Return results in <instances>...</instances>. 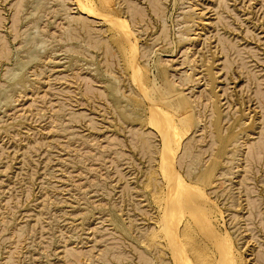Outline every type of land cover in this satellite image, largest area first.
Listing matches in <instances>:
<instances>
[{"label": "rangeland", "instance_id": "rangeland-1", "mask_svg": "<svg viewBox=\"0 0 264 264\" xmlns=\"http://www.w3.org/2000/svg\"><path fill=\"white\" fill-rule=\"evenodd\" d=\"M82 1L0 0V264H264V0Z\"/></svg>", "mask_w": 264, "mask_h": 264}, {"label": "bare ground", "instance_id": "bare-ground-1", "mask_svg": "<svg viewBox=\"0 0 264 264\" xmlns=\"http://www.w3.org/2000/svg\"><path fill=\"white\" fill-rule=\"evenodd\" d=\"M76 1H77V0H76ZM153 1H154V0H153ZM17 2H18V1H17ZM154 2L157 3V1H154ZM154 2H153V3H154ZM78 4H79V6H80V10H81V11H86V10L88 11V10H89L88 12H90V13L93 14V15H95V14L97 13V12H94V11H93V12L95 13V14H94L93 12L90 11V9H88V5H87L88 2H87L86 0H85V1H82V2H79ZM107 5H108V4H107ZM153 7H154V6H153ZM156 8H157V7H156ZM129 9H131V8H129ZM92 10H93V9H92ZM133 10L135 11V9H133ZM88 12H87V14H88ZM135 12H136V11H135ZM104 14H105V13H104ZM104 16H105V15H104ZM138 16H139V15H138ZM82 17H83V16H82ZM96 17H98V16H96ZM99 17H100V16H99ZM102 17H103V16H102ZM110 18H111V17H110ZM105 19H106V17H105ZM103 20H104V19H103ZM109 21L114 22V23H112V24H115V27H116V28H118V27H122V28L125 27L124 22L121 23L122 21H121V22H118V21L116 22V21H114V20H112V19H109ZM109 21H107V22H109ZM220 38H221V37H220ZM142 86H143V85H142ZM142 88H143V87H142ZM146 89H147V88H146ZM149 89H151V88H149ZM141 92H143V91H141ZM144 92H145V91H144ZM144 92H143V93H144ZM147 92H149V91H147ZM148 94H149V93H148ZM102 95H103V94H102ZM143 95H147V93H146V94L144 93ZM152 96H154V95H152ZM152 96H151V97H152ZM144 97H146V96H144ZM158 97H159V96H158ZM146 98H147V97H146ZM159 98H160V97H159ZM150 99H151V98H150ZM153 99H154V98H153ZM161 99H162V98H161ZM172 99H173V98H172ZM181 99H182V98H181ZM149 101H151V100H149ZM158 101H159V100H158ZM168 102H169V101H168ZM152 103H153V102H152ZM158 103H159V102H158ZM171 103H172V102H171ZM174 103H175V102H174ZM149 104H150V103H149ZM153 104H154V106H157V105H155V102H154ZM169 104H170V103H169ZM151 106L153 107L152 104H151ZM151 106H150V108H151ZM161 106H163V105H161ZM173 106H174V104H173ZM159 107H160V105H159ZM168 107H169V106H168ZM153 108H154V107H153ZM155 109H157V110H163V109H158V108H155ZM155 109H154V110H155ZM154 110H152V111H153V112H157V111H154ZM150 112H151V111H150ZM162 112L164 113V111H162ZM150 114H151V113H150ZM157 114H158V112H157ZM157 114L154 113L153 115H157ZM159 114H160V113H159ZM165 114H166V113H165ZM167 115H168V119H169V114H167ZM157 116H159L158 118H160L161 115H157ZM161 117H162V116H161ZM163 117H164V114H163ZM151 118H152V115H151ZM153 118H154V117H153ZM164 118H165V117H164ZM164 118H163V120H164ZM155 119H157V118H155ZM161 119H162V118H161ZM188 119H189V118H188ZM152 120H153V119H152ZM157 120L159 121V119H157ZM163 120H162V121H163ZM149 121H150V120H149ZM153 121H154V120H153ZM151 122H152V121H151ZM148 123H149V122H148ZM155 123H157V122H155ZM149 125H150V123H149ZM166 129H167V128H166ZM164 130H165V129H164ZM164 130H163V131H164ZM167 130H171V127H170V129H167ZM167 130H165V131H166L165 134H166L167 139L165 138V136H164L163 138H165V139L168 141V143H169V141H171V140H170L171 138H170V133H169V131H167ZM173 133H174V131H173ZM173 133H172V134H173ZM163 134H164V132H163ZM163 134H162V135H163ZM174 135H176V134H174ZM168 137H169L170 139H169ZM174 138H175V137H174ZM165 139H164V141L167 143V141H166ZM176 139H177V136H176ZM172 140H173V138H172ZM177 140H178V139H177ZM178 141H180V140H178ZM178 141L176 142L177 144H176L175 141H174V144L178 145V143H179ZM171 142H172V141H171ZM171 142H170V143H171ZM262 143H263V142H262ZM248 150H249V149H248ZM249 153H250V152H249Z\"/></svg>", "mask_w": 264, "mask_h": 264}]
</instances>
